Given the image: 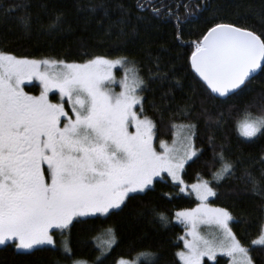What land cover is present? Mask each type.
Masks as SVG:
<instances>
[{
	"label": "snow or ice",
	"instance_id": "obj_1",
	"mask_svg": "<svg viewBox=\"0 0 264 264\" xmlns=\"http://www.w3.org/2000/svg\"><path fill=\"white\" fill-rule=\"evenodd\" d=\"M31 7V0L0 6V23L14 16L22 33L29 35L34 19L40 23V13L33 16ZM39 8L49 14L48 0H40ZM87 8L101 11L102 19L109 20L105 35H111L113 28L118 29V37L137 34L148 19L144 13L150 12L157 19L174 18L176 38L181 40L182 24L206 10V0H181L176 10L164 0H135L134 19L123 3H89ZM51 11L50 33L60 31L65 23L63 11ZM219 11L214 9V19ZM110 12H117V18L111 19ZM260 25L213 23L199 40L191 41L187 85L176 76L174 66L165 70L159 56L152 58L146 80L137 62L124 55L114 59L91 55L78 63L20 57L0 47V247L27 256L62 249L71 264H86L74 258L68 239L73 227L91 218L117 215L141 194L155 191L158 183L171 182L178 196L194 195L198 201L196 207L174 213L176 223L187 230L179 238L183 249L175 253L180 264H205V257L219 264L218 255L228 257L229 264H255L251 253L264 251V222L246 247L233 231L240 219L226 207H213L210 198H219L222 182L234 181L242 185L238 192L264 200V154L255 159L238 147L233 150L228 133L231 125L239 143L264 139V91L257 93L255 103L237 100L253 90L250 86L257 73L264 74V15ZM114 69L124 73L119 80ZM34 80L39 81L38 95L25 91V84ZM150 82L169 84L160 98L168 103L169 97L175 99L173 89L183 92L187 87L191 92L173 113L187 122L170 120V128L179 136L171 145L159 139L158 123L145 108L144 94L153 91ZM198 94L203 96L199 107ZM209 103L218 110L210 112ZM150 106L163 123L162 107L154 102ZM200 117H206L215 170L210 179L198 174L196 182L188 185L183 178L185 165L200 159L204 151L196 145ZM152 211L163 227L172 223L165 213ZM200 225L214 230L203 235ZM107 235L111 247L116 233L109 228ZM57 236L62 238L59 242ZM148 256L147 264H159L155 254Z\"/></svg>",
	"mask_w": 264,
	"mask_h": 264
},
{
	"label": "trees",
	"instance_id": "obj_2",
	"mask_svg": "<svg viewBox=\"0 0 264 264\" xmlns=\"http://www.w3.org/2000/svg\"><path fill=\"white\" fill-rule=\"evenodd\" d=\"M12 0H0V6L11 3ZM165 3L173 5L180 3L181 0H164ZM187 2V0H184ZM204 2V0H200ZM40 0H31L30 11L35 16L40 13V23L34 19L33 30L29 35L22 33L18 27L15 17L8 19L6 23H0V47H6L12 54L20 57L34 59L56 58L65 59L68 62L82 63L91 58V55L107 54L110 58L127 56L130 60L136 61L142 69L141 74L147 80L149 77L148 69L153 67L152 58L161 57V63L165 70L175 69L176 76L187 85V77L191 75L188 64V57L191 54V41L199 40L204 33L218 22L238 21L244 26H255L259 28L260 16L264 15V0H206V10L198 15L197 18H190L182 24L181 40L176 38V21L172 19H157L150 12H145L147 21L141 23L138 33L130 37H118V29L113 28L111 35H105L108 19H102V12L95 13L88 10L89 3L99 5L101 3L114 6L116 3H123L131 8L134 17L137 14L135 0H48L49 14L45 15L39 8ZM81 5L85 10L81 11L77 5ZM63 11L65 13V23L60 31L48 32L49 20L54 13L51 9ZM214 9H221L215 16ZM183 13V8L178 9ZM23 14V13H20ZM117 12H110L111 19H116ZM69 25L71 26L69 28ZM130 32V28L126 29ZM87 53V55H86ZM151 54V55H150ZM153 91L145 93V108L148 114L153 117L159 127V139L167 142L171 141L173 130L170 128V120L175 119L176 123L181 121L179 117H174L173 113L184 100L191 96L187 87L181 92L173 89L175 99L169 97L168 102L161 101V96L169 88V84L150 82ZM252 91L245 92L237 98L240 104L251 102L255 103L258 99L257 93L264 91V74H257V78L251 84ZM30 94H37L39 88L36 85L26 89ZM51 98H56L52 96ZM203 96L195 97L196 105L199 107ZM155 103L162 107L164 111L163 123H160V113L151 108ZM219 104V102H217ZM166 105V107H165ZM210 112H216L217 107L207 104ZM227 108L228 105H223ZM199 138L196 145L202 148L203 155L200 159L193 158L185 165L183 178L186 184L191 185L196 182L199 174L204 179H210V172L215 170L211 167L212 151L207 144L206 117L197 120ZM229 140L233 145V150L237 147L246 156L258 159L264 154V139L258 140L254 144L239 143L240 138L235 133L231 125L228 126ZM219 135V133H217ZM159 141H157L158 143ZM235 158V157H233ZM218 167V165H216ZM258 167V166H257ZM258 175V172H257ZM242 189V185H237L234 181L222 182L218 188L219 198L210 199L213 207H226L240 219L239 223L233 226V231L246 247L251 246V240L257 237L259 225L264 222V200L253 196L250 193L237 191ZM178 189L158 183L155 191L147 195L132 200L128 207L117 215L110 217L91 218L87 224H78L71 229L69 236L70 246L77 260H85L89 264H117L121 259L132 260L141 253L155 254L159 264H180L175 253L182 247L180 237L184 227L173 221L174 213L178 210L192 208L197 201L193 196L186 194L177 195ZM169 194L171 198L165 196ZM157 212L165 213L172 223L168 227H163L156 219ZM112 228L117 237L115 244L102 255L96 246V240L102 236L107 229ZM59 237V236H57ZM62 239L59 237V240ZM255 264H264V251L254 250L251 253ZM101 257L97 261V257ZM219 264H227L228 259L224 256L216 258ZM0 264H71L66 258L62 249L58 251L38 252L34 256L19 255L13 249L0 247ZM140 264H147L143 261ZM205 264H215L214 261L205 259Z\"/></svg>",
	"mask_w": 264,
	"mask_h": 264
},
{
	"label": "rangeland",
	"instance_id": "obj_3",
	"mask_svg": "<svg viewBox=\"0 0 264 264\" xmlns=\"http://www.w3.org/2000/svg\"><path fill=\"white\" fill-rule=\"evenodd\" d=\"M114 74L116 75V77H117L118 80L124 75L123 71H121L120 69H114ZM33 85H36V86H38V88H39V81L34 80V81H32L31 83H26L25 86H24V87H25V91H26V89H30L31 86H33ZM114 87H115V90H116L117 92L120 91V88H119L118 85H115ZM39 90H40V88H39ZM29 94H30V93H29ZM38 94H39V92H38L37 94H32V95H38ZM52 96H55V95H54V94H50V98H51ZM53 99H54V98H53ZM174 138H175V139H179V136H178L176 133L173 132L172 139H171V141L168 142L170 145H171L172 140H173ZM157 146H158V143H157ZM192 196L195 198L194 195H192ZM210 199H212V198H210ZM197 203H198V201H197ZM197 203H196V204H197ZM194 207H196V205H194L192 208H194ZM178 211H180V210H178ZM176 212H177V211H176ZM173 221L176 223L175 218L173 219ZM182 226H183V225H182ZM213 230H214V228H213V226H211V225H200V226H199V231H200L201 234H203V235H208V233L212 232ZM186 231H187V230L184 228V231H183V234L181 235V237L185 235V232H186ZM57 239H59V237H57ZM108 239H109V237H108V235H107V232H104L103 235L100 236V237H98V239L96 240V246L99 248L100 252L103 253V254H105V253L110 249V247H109V245H108V243H107ZM180 241H181V240H180ZM181 245H182V247H181L180 250L183 249V241H181ZM180 250H179V251H180ZM148 254H149V253H141V254L136 255V256L134 257V259H132V260H125V259H121V260L125 261L126 264H140L141 262H143V261H147V260L149 259ZM218 256H220V255H218ZM218 256H217V257H218ZM226 258L228 259L227 264H229V258H228V257H226ZM205 259L208 260L207 257H205ZM121 260H119V261L117 262V264H119V262H120ZM81 261H85V260H81ZM85 262H86V264H89L87 261H85Z\"/></svg>",
	"mask_w": 264,
	"mask_h": 264
},
{
	"label": "water",
	"instance_id": "obj_4",
	"mask_svg": "<svg viewBox=\"0 0 264 264\" xmlns=\"http://www.w3.org/2000/svg\"><path fill=\"white\" fill-rule=\"evenodd\" d=\"M258 74V73H257Z\"/></svg>",
	"mask_w": 264,
	"mask_h": 264
}]
</instances>
